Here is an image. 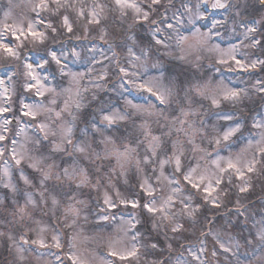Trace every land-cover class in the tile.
I'll use <instances>...</instances> for the list:
<instances>
[{
    "label": "snow or ice",
    "instance_id": "obj_1",
    "mask_svg": "<svg viewBox=\"0 0 264 264\" xmlns=\"http://www.w3.org/2000/svg\"><path fill=\"white\" fill-rule=\"evenodd\" d=\"M202 3L207 4L208 0H201ZM264 5V0H259ZM31 5V11L34 13L32 18H24L18 22L7 24L0 27V59L5 61H20L24 71L21 73L25 77L22 84L25 92L34 91L37 97H43L46 92L54 93L52 98L46 105L44 102L25 103L21 101V115L30 117L31 120L37 121L38 115L41 113H48L46 120L37 121L35 129L39 133L35 137H26L25 142L19 144L17 148V141L15 139L10 141L9 148L10 159L19 167L22 162L27 159L28 167L41 173L40 180V204L45 205L52 216H56L57 211L63 207L64 227L74 228L77 220L80 218L84 208H87V203L83 199L77 198V190L90 187L93 190L99 191L102 187H114L112 185V176L126 175V170L129 166L135 167L138 173H145L144 179L140 184L141 191L150 199L141 203L136 199H126L121 196L119 191H116L115 200L109 195L106 190L103 193V204L105 208H101L102 215H99L95 224L100 231L111 230L115 233L122 234V237L128 239L127 246L120 247L123 243L122 238L110 240L108 244L107 256L114 259L101 258L99 264H116V261H130L132 259H139L141 248L157 250L160 247L159 241L148 239L147 243L142 240L145 237L139 231H135L136 225L139 221L135 216L131 219L125 220L123 214L119 218L117 213L113 211L118 207V204L125 207L130 206L133 209L142 208L143 211L150 214L153 219L152 230L159 231L162 228H167L170 225L172 233H179L184 229V224L177 220V217H186L191 221V226L196 225L195 214L199 211L202 205L193 204V197L196 193L201 195L204 205H210L213 208L221 207L223 203L222 196L227 195V189L221 187L227 181V184L233 183V178L244 181L242 185H237L240 192L248 191L250 184L245 179L246 176L258 171L257 165L264 163V118L253 119L248 135L245 136L242 131L246 127L240 120H235L232 115L216 113L218 119L225 121H234L231 124L222 126L219 130L213 127V135L207 132L204 122L201 121V127H197L194 121L189 120L190 117L198 115V111L193 105L197 102L196 98L210 99L211 104L219 108L221 101L238 102L241 98V92L247 94L246 90L238 89L230 86V83H225L224 79L217 80L215 77H201L190 79L186 81H178L166 75L162 66L163 57L157 56L153 53V45L150 42L147 46H143L139 54H137L131 46L127 47L130 68L136 69L130 71L129 68L119 66L118 71L121 75L122 82L119 83L118 88L121 90V95L135 91L144 94L145 103H133L132 99L124 96V108L114 104L111 98H104L98 96L96 93L92 95L94 102V111L90 113L89 119H83V128H79L80 136H76L78 128L77 120L80 109L83 107V97L79 88V81L77 77L83 78V73H70L65 70V67H58V71L62 76L71 75L70 84L76 85L74 96L72 87L62 88L61 92H57L55 88L48 87L45 81L49 76L41 77L36 69H44L46 65L54 62L57 66L61 65V59L57 55V51L51 47H44L42 50L35 53L29 51V54L24 57L22 61V50L29 45L33 47L37 45H45L47 41L57 40L62 33L60 28L55 26V21L49 17L43 16L41 13L48 12L50 16H60L62 23L60 27L66 29L68 33H72L73 27L70 23L69 16L66 14L68 10H76V14L80 18H85L84 7L77 8V4L82 0H28ZM115 10L119 11L121 17L127 15V10L131 9L134 12V23L150 22L155 24L156 21L150 20L152 12L157 11L155 6L161 3V0H149L146 6H141L135 0H113ZM230 7L228 0H213L211 8L213 9H228ZM236 15H239V7ZM187 8V6H186ZM196 10L193 12L192 8H187L191 13L188 18V25L191 28L186 30L189 32L185 35L180 31V28L171 22H167V29L171 30L165 40L157 39L153 36L154 44L161 45L167 49L166 55L185 61L189 55V50L195 47L196 50L215 51L220 55L216 59V64L227 66L228 72H244L249 69L256 68L257 65L264 66V60L255 59L246 62V57L240 52L237 45H232L227 50L221 49L218 45L210 44L212 39V30L202 32L199 27H196L195 21L204 19L203 14L199 11L200 4L195 6ZM62 10L65 14L61 15ZM104 10V5L95 4L92 10L88 13V23L99 24L101 20V13ZM175 16V13L173 14ZM5 20L11 18V11L4 13ZM176 24H182L180 18L176 19ZM220 24L215 21L212 28H217ZM159 32L160 29H155ZM255 28H248L244 35L245 39H249L248 33L255 32ZM215 35H220L219 31ZM104 36H101L103 39ZM128 39H133L129 36ZM174 44H169L167 41H173ZM194 42V45L190 43ZM243 43V41H241ZM261 41L252 37L251 43L248 46L255 47L260 45ZM187 45V47H186ZM264 46V45H262ZM72 54L79 57V53L73 50ZM39 57V62H27L31 56ZM115 55V53H114ZM51 58V60L48 59ZM67 59V56L64 57ZM199 59V57H197ZM15 71V70H13ZM217 73H221L222 69H216ZM101 78H104L103 76ZM11 80L12 77L10 76ZM258 83H261L258 81ZM4 81L0 80V85ZM99 88L100 85H95ZM84 91H88L87 88ZM264 93V87L258 89ZM62 93H69L63 102V107L57 110L56 96ZM6 101H10L8 96V89L5 88L3 93ZM158 102V103H156ZM178 105V108L176 107ZM75 111H72V109ZM126 109H131L132 112ZM171 109L173 116L171 119L165 112ZM10 111L9 107H0V113ZM179 115H174L176 112ZM67 114L70 119H65L64 114ZM133 115L141 119L139 127L142 131V139H137L134 144L127 142V138L120 141V147H113L108 149V145L115 146L117 143L115 137L111 133H116L119 129L116 127L121 122L132 119ZM158 117L160 119L169 121L167 131L160 135H155L151 132L148 124L150 117ZM183 117V119H181ZM59 122V123H57ZM12 121L4 119L3 124H0V145L7 139L4 134L9 131L8 125ZM24 128H20L19 132L23 133ZM177 134L175 139H172L173 133ZM183 133L186 138L182 141L179 134ZM197 136H199L200 143H197ZM167 137V139H162ZM51 138V139H50ZM74 138L76 142L74 143ZM47 144L52 146V151L56 153H63L68 156L67 160H63L61 164L57 165L54 162L46 163L50 158L43 152V148ZM27 144H33L38 155H31ZM185 144L188 146L185 147ZM206 145V146H205ZM70 146V150H69ZM103 146V147H101ZM143 146V155H141V147ZM5 147H0V158L5 155ZM212 151H209V149ZM99 149V150H98ZM250 149H255L251 159H244L243 153ZM189 152L196 158L195 164L189 162L187 169L183 166V160L186 159L185 153ZM222 152H227V155H222ZM75 154H80L85 159L114 160V164L110 166L108 172L104 175H98L95 178L84 167L80 166L79 161L75 158ZM197 154L199 155L197 158ZM204 163L201 164L200 161ZM8 160H4L3 186L15 191V186L11 183V172L8 167ZM171 166L172 172L168 174L166 169ZM55 170V171H54ZM150 170V175L148 174ZM100 170L97 169V172ZM177 174L181 175L185 185L189 191L181 186V182L177 179ZM20 179L26 185L32 182L24 175L23 171L20 173ZM55 180L59 182L52 186L49 191L47 181ZM65 182H67L68 191H63ZM165 187L168 191L158 200L156 193L160 191L164 193ZM194 190V191H193ZM48 192V196L45 193ZM60 192L63 193V198L66 202L62 203L59 198ZM27 199L24 206L17 207L13 211V216L16 218L10 223H18L21 225V234L15 237L12 234L8 235V239L13 241L16 252L19 258L23 260L24 253H37V259L46 254L55 255L59 264H64V260L60 255L65 247L64 240L61 233L50 228L49 224L42 223L41 220L35 219L29 211V206L36 209L38 202L33 198L31 193L26 194ZM51 201L50 207L48 201ZM239 215H244L239 212ZM59 219V217H57ZM207 217L205 220L207 221ZM26 220H32L37 227L33 228L31 224H25ZM84 220H88V216H84ZM158 221V222H157ZM252 227L256 229L252 240H247V244H252L253 241L258 240L264 245V217L258 221L252 222ZM34 233V238L29 233ZM50 232V238L48 234ZM251 232V230H250ZM129 233L131 235L129 236ZM4 233H0V236ZM68 235L67 247L68 251L64 253L70 264H89L87 259L82 258L73 249L76 248L77 241L80 238V233L73 231ZM202 236L213 235L211 231L201 232ZM166 239L168 238L165 233ZM219 242V237H214ZM173 245L167 244V248L171 250ZM220 249L225 252H231L232 249L223 243H219ZM239 248V244L236 245ZM55 248L56 253H51V249ZM40 249H48L49 253L39 251ZM192 256V259L198 264H207L201 257L205 255L206 249H201L199 254L192 252L190 248H186ZM235 254V253H234ZM211 255L215 257L217 252L212 250ZM155 264H165L164 261H156ZM177 264H188V261L178 257Z\"/></svg>",
    "mask_w": 264,
    "mask_h": 264
},
{
    "label": "rangeland",
    "instance_id": "obj_2",
    "mask_svg": "<svg viewBox=\"0 0 264 264\" xmlns=\"http://www.w3.org/2000/svg\"><path fill=\"white\" fill-rule=\"evenodd\" d=\"M36 0H32L35 3ZM136 3L141 6H146L149 0H135ZM213 0H208L207 4L201 2V0H161V3L157 6V11H154L150 15V20H155V24L150 22H141L136 28V23H134V12L131 9L127 10V15L121 17L119 11L115 10V5L113 0H82V4L78 3L77 8L83 6L85 11V18H80L76 14V10H68L66 14L69 16L70 23L72 24L73 31L68 33L66 29L60 27L62 20L60 16L52 17L50 13H41L45 17L55 21V26L60 28L62 33L61 37L57 40H49L45 45H37L33 47L29 45L23 50L28 48L33 50H27V52L22 55L21 59L29 54V51L35 53L42 50L44 47L57 46L59 50L57 55L61 59V65L57 66L54 62L46 65L44 69H36L37 73L41 77L48 74V69L50 71L56 72L57 75L50 77L45 84L48 87L55 88L57 92H61L62 88L72 87L73 92L71 95L74 96L76 91V85L70 84L71 75L62 76L58 71V67H65L66 71L70 73H83V78L77 77L79 81V88L82 94L83 107L80 109L77 121V131L76 136H80L79 128H83V119H89L90 113L94 111L91 104L93 93L104 98H111L114 104L119 107L124 108V96H128L129 99L133 100V103H145L144 94L137 93L134 90L129 93H124L121 95V90L118 88L119 83L122 82L121 75L118 71L119 66L129 68L130 71H135L136 69L130 68L129 60L131 57L128 56L127 47L131 46L133 50L139 54L143 46H147L150 42L153 45L152 51L157 56L163 57V68L166 75L170 78L178 81H186L190 79H196L201 77H215L217 80L224 79L225 83H230V86L236 87L238 89L246 90L247 94L241 92V98L238 102L233 103L232 101H221L220 107L216 108L211 104L210 99H202L197 97V102L193 105L198 111V115L190 117L189 120L194 121L197 127H201V121L204 122V126L207 132H211L213 135V127L219 130L222 126L231 124L235 120H239L241 116L239 113L232 111H225L221 108H232L237 109L241 114H248L249 121L245 128L242 129L244 135H248V129L251 126L253 119L264 118V93L258 91V89L264 87V82L260 79L264 77L261 72L260 77L254 76L252 79L242 80L239 75H229L225 76L222 72L217 73L216 69L227 68V66H222L216 64V59L220 55L215 51L207 50H196L195 47L189 50V55L185 61H180L166 55L167 49L161 45H155L152 39L155 36L157 39H161L162 36L165 40L168 33L171 31L167 29V22H171L180 28V31L185 35L189 32L187 28H191L188 25V18L191 13L187 11V8H192L193 12L196 10L195 6L199 3V11L203 14L204 19L196 20V27H199L202 32H207L209 29L212 30V39L210 44L218 45L221 49L227 50L232 45H237L240 52L246 57V62L255 60L257 58L264 60V5H262L259 0H228L230 7L226 9H213L211 8V3ZM95 4L104 5V10L101 13V20L99 24H89L88 23V13L92 10ZM236 5L239 7V15H236L237 8L233 7ZM187 6V8H186ZM11 11V18L5 20L4 13L6 11ZM222 11L223 13H217ZM175 13V16L173 15ZM65 14V10H62L61 15ZM34 13L31 11V5L28 0H0V27L5 23L12 24L18 22L24 18H32ZM217 16V17H216ZM218 18V19H215ZM180 18L182 24L177 25L176 19ZM215 21H219L220 24L217 28H212ZM204 23V25H203ZM206 25V27H205ZM153 26V27H152ZM160 29L159 32L155 29ZM248 28H255V32L248 33L249 39H245L244 35ZM76 29V33H74ZM130 30L129 34L126 36V42L120 44L121 42L116 41L122 37V35ZM219 31L220 35H215ZM79 32V33H78ZM104 36L101 39V36ZM131 36L133 39H128ZM252 37L261 41L260 45L255 47L248 46L251 43ZM87 39L102 40L107 42V46L102 48L98 44L87 43ZM71 41H76L80 45V49L75 50L79 53V57H76L70 52ZM243 41V43H241ZM117 42V43H116ZM169 44H174L173 41H167ZM194 45V42H191ZM187 47V45H186ZM57 50L56 48H54ZM24 53V51H22ZM115 53V55H114ZM67 56V59L64 57ZM199 57V59H197ZM51 60L50 57H48ZM39 62V57L36 55L31 56L27 62ZM89 64L86 69H77L72 64H77L83 67V64ZM9 65L16 67L8 69ZM262 65H257L255 70H259ZM15 70V71H13ZM24 71L22 63L20 61H5L0 59V80L4 81L3 85H0V107H9L10 111L5 113H0V124H3L4 119H9L12 121L8 125L9 131L4 133L7 139L3 142L0 147H5V155L0 158V233L4 235L0 236V264H59L56 260L55 255L46 254L43 257L37 259V253H24V258L21 260L16 252V248L13 241L8 239V235L12 234L15 237H19L21 234V225L18 223H10L16 218L13 216V211L17 207H22L27 199L26 194L31 193L33 198L38 202L36 209H32L29 206V211L32 213L35 219L41 220L42 223L49 224L50 228L58 230L65 243V247L62 252H60L61 257L64 260V264H70L64 253L69 249L67 247L68 235L75 232L80 233V238L77 241L76 248L73 249L77 252L79 256L89 261V264H99L101 258L114 259L107 256L108 244L110 240H115L117 238H122L123 243L118 245L120 247L127 246L129 241L127 238L122 237V234H117L111 230L100 231L95 224V220L99 215H102L101 208L106 206L103 204V193L108 191L109 195L115 200L116 191H119L121 196L132 200L136 199L141 203L146 202L150 197L142 193L140 189V184L144 179L145 173H138L135 167L129 166L126 170V175H118L119 169H117V175L112 176V185L114 187H102L99 191L93 190L90 187H85L77 190V198L83 199L87 203V208H84L80 218L77 220L74 228L64 227V220L62 216L63 207L57 211L56 216H52V213L48 211V208L40 204V180L42 179L41 173L28 167V160L25 159L22 164L17 167L14 162L10 159L9 148L11 147L10 141L15 139L17 141V148L19 149V144L25 142L26 137H35L39 133L35 129V124L37 121L46 120L48 113H41L37 117V121L31 120L30 117H24L21 115V101L25 103H36L44 102L46 105L48 101L52 98L54 93L46 92L43 97H37L34 95V91L25 92L22 84L25 81V77L21 75ZM46 71V72H42ZM12 77L10 80L9 77ZM104 78H101V77ZM247 77V76H245ZM264 80V79H263ZM260 81L261 83H258ZM100 85L99 88L95 85ZM5 88L8 89V96L11 97L10 101H6L3 93ZM87 88L88 91H84ZM69 93H62L56 96L57 99V110L63 107V102L67 98ZM132 95V96H131ZM134 97V98H133ZM157 103V102H156ZM178 108V105L176 106ZM132 112L131 109H126ZM72 111H75L73 108ZM216 113L232 115L234 121L220 120L215 115ZM169 118L173 116L171 109L165 112ZM174 115H179L177 111ZM65 119H70L67 114H64ZM148 119V124L150 130L155 135H160L164 131H167V125L169 121L160 119L153 116ZM183 119V117H181ZM59 123V122H57ZM141 119L133 115L132 119L125 122H121L116 127L119 129L116 133H111L117 141L115 146L109 144L107 147L111 150L113 147L119 148L120 141L127 138V142L134 144L137 139H142V129L139 127ZM24 128V132L20 133L19 129ZM177 134L174 132L172 139H175ZM179 138L184 141L186 138L183 133L179 134ZM51 139V138H50ZM162 139H167V137H162ZM76 139L74 138V143ZM197 143H200L199 136H197ZM206 146V145H205ZM103 147V146H101ZM185 147L188 146L185 144ZM29 153L33 156L38 155L33 144H27ZM70 150V146H69ZM99 150V149H98ZM141 155H143V146L141 147ZM209 151H212L210 148ZM255 149H250L243 153L244 159H251ZM43 152L50 158L46 163H55L57 165L61 164L63 160H67L68 156L63 153H56L52 151V146L47 144L43 148ZM222 155H227V152H222ZM199 155L197 154V158ZM186 159L183 160V166L185 170L189 162L193 164L196 162V158L192 156L191 153H185ZM75 158L79 161L80 166L84 167L89 171L90 174L95 178L98 175H104L108 172L111 165L114 164V160H104L96 159L95 157L91 159H85L80 154H75ZM4 160H8V167L11 172V183L15 186V191L3 186V169ZM201 164L204 163L203 160L200 161ZM97 169L100 171L97 172ZM258 171L256 173L246 176L245 179L248 180L250 187L248 191L240 194L237 185H242L244 181L237 180L233 178V183L231 185L225 184L221 187L227 189V195L222 196L223 203L219 208H213L210 205H204L201 195H194L193 204L202 205L199 211L195 214L196 225L191 226V221L186 217H177L180 223L184 224V229L179 233H172L170 231V225L167 228H162L158 232L152 230L153 219L147 212L143 211L142 208L133 209L130 206L125 207L124 205L118 204V207L114 209L119 218L120 214H123L125 220L131 219L135 216L139 223L136 225L139 227V231L145 239L142 240L143 243H147L148 239L159 241L160 247L157 250L141 248L139 259H132L130 261H116V264H155L156 261H164L165 264H177V258L180 257L186 261L188 264H198L197 261L192 259V256L186 248H190L192 252L199 254L200 250L206 249L205 255L201 258L204 259L207 264H264V245H262L258 240L253 241L252 244H247V240H252V236L255 234L256 229L252 227L253 221H258L262 218L260 209L264 210V204H257L250 206L243 210H238L235 212H228L229 201L232 200L233 206L239 207L243 205V202L252 197V192H254L255 186L259 185L264 187V176H261L262 181L255 182L252 177H257L259 174H264V163L257 165ZM23 171L29 180L32 182L30 185H26L23 180L20 179V173ZM55 171V170H54ZM168 174H171L172 167L169 166L166 169ZM150 175V170L149 173ZM177 179L180 180L181 186L185 188V191H189V188L185 185L181 175L177 174ZM49 191L52 190L54 184L59 182L49 180L46 182ZM136 186L135 190L139 191L136 196H131L130 193L133 190V186ZM235 187L237 190L235 194H230V188ZM63 191H68L67 182H65ZM168 191L165 187L164 193L157 191L156 196L159 200L162 195L166 194ZM194 191V190H193ZM251 192V193H249ZM246 193H249L248 196ZM244 195V196H242ZM48 196V192L45 193ZM200 197V198H199ZM247 197V198H246ZM59 198L62 199V203L66 202L63 198V193L60 192ZM143 198V199H142ZM51 201L49 199L48 206L50 207ZM226 206V207H225ZM225 207V208H224ZM239 212H243L244 215H239ZM211 213V214H209ZM216 216L212 218L213 214ZM88 216V220H84V216ZM211 215V216H210ZM59 217V219L57 218ZM207 217V221L205 220ZM264 217V216H263ZM158 222V221H157ZM25 224H31L33 228L37 227L32 220H26ZM251 230V232H250ZM136 231V230H135ZM211 231L213 235L202 236L201 232ZM165 233H167L168 238L175 237L174 239H166ZM31 237L34 238V233H29ZM50 238V232L46 234ZM131 233H129V236ZM219 237V242L214 238ZM171 243L173 245L172 249L167 248V244ZM219 243L225 244L227 247L232 249L231 252L225 253L220 247ZM239 244V248L236 245ZM215 249L217 255L213 257L211 255L212 250ZM39 251L49 253L48 249H40ZM55 248L51 249V253H56ZM235 253V254H234Z\"/></svg>",
    "mask_w": 264,
    "mask_h": 264
},
{
    "label": "trees",
    "instance_id": "obj_3",
    "mask_svg": "<svg viewBox=\"0 0 264 264\" xmlns=\"http://www.w3.org/2000/svg\"><path fill=\"white\" fill-rule=\"evenodd\" d=\"M141 24V23H140ZM139 24H136V26H135V28L138 26ZM130 30H128V31H126L123 35H122V37L121 38H119V39H116V41H118V42H121L120 44H123V43H125L126 42V36L130 33L129 32ZM74 33H76V29H75V31H74ZM79 33V32H78ZM87 43H89V42H91V43H94V44H98V46H100V47H102V48H105L106 46H107V42H104V41H102V40H95V39H87V41H86ZM117 43V42H116ZM54 48H58L57 46H53ZM61 47V46H60ZM59 47V48H60ZM58 48V49H59ZM77 49H80V45L76 42V41H71V43H70V51H73V50H77ZM27 50H33V49H30V48H28ZM27 50H22V51H24V53H22V55H24L26 52H27ZM79 67V66H78ZM89 67V64L86 62V64H83V67L81 68V67H79L80 69H86V68H88ZM263 73L264 74V66H262V67H260V69L259 70H254L253 72H250V71H246V72H244V73H242L241 72V74H238L239 75V77L242 79V80H244V81H246V79L248 78L249 80L250 79H252L254 76H256V77H260V73ZM229 74L231 75V73H224V75L225 76H229ZM245 76H247V77H245ZM263 82H264V77H262V78H260ZM82 94H86V92H84V93H82ZM264 103V99H263V101H262V104ZM91 106L93 107V104H91ZM222 109H224L225 111H232V110H234V112L236 113H239L240 115H237V116H241L240 117V121L242 122V123H244V124H247L248 123V121H249V117H248V114H245V113H240L237 109H232V108H221V110ZM78 121V120H77ZM262 174V173H261ZM261 174H259V176L257 177V175H256V177H252V179L254 180V183L256 182H259V181H262V179H261V176H264V174L263 175H261ZM135 188H136V186L134 185L133 186V190H132V192L130 193V195L131 196H136L137 195V193L139 192V191H141V190H139V191H137V190H135ZM255 188L256 189H254V192H252V197L251 198H248V200H246V201H244L243 202V205H241V206H239V207H236V206H233L232 205V203H233V201L232 200H230L229 202V204H228V207H226V209H229L228 210V212H235V211H238V210H243V207H245V209L246 208H248V207H250V206H254V205H257V204H264V187H262V186H259V185H257V186H255ZM231 190H230V194H235V192H236V188L235 187H231L230 188ZM142 192V191H141ZM143 193V192H142ZM249 193H251V192H249ZM249 193H246L248 196L250 195ZM240 194H243V192H240ZM196 196L198 195V193H196L195 194ZM200 195V194H199ZM198 195V196H199ZM242 196H244V195H242ZM200 198V197H199ZM247 198V197H246ZM143 199V198H142ZM224 207V208H225ZM244 209V210H245ZM244 210H243V212H244ZM260 211V213H261V215H262V217L264 216V210H262V209H260L259 210ZM209 214H211V213H209ZM211 216V215H210ZM216 216V213L215 214H213V216L212 217H210L211 218V220H213L212 218H214Z\"/></svg>",
    "mask_w": 264,
    "mask_h": 264
}]
</instances>
